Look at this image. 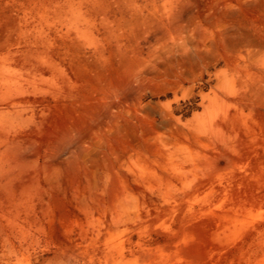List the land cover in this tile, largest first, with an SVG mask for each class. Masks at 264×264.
I'll use <instances>...</instances> for the list:
<instances>
[{
  "label": "rangeland",
  "instance_id": "rangeland-1",
  "mask_svg": "<svg viewBox=\"0 0 264 264\" xmlns=\"http://www.w3.org/2000/svg\"><path fill=\"white\" fill-rule=\"evenodd\" d=\"M0 264H264V0H0Z\"/></svg>",
  "mask_w": 264,
  "mask_h": 264
}]
</instances>
